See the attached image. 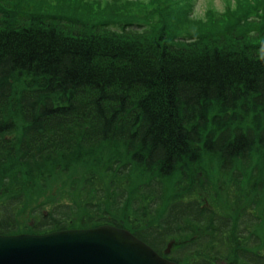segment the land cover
Listing matches in <instances>:
<instances>
[{
  "label": "trees",
  "instance_id": "obj_1",
  "mask_svg": "<svg viewBox=\"0 0 264 264\" xmlns=\"http://www.w3.org/2000/svg\"><path fill=\"white\" fill-rule=\"evenodd\" d=\"M5 1L0 235L112 226L177 264H264V9L192 28L184 0Z\"/></svg>",
  "mask_w": 264,
  "mask_h": 264
},
{
  "label": "water",
  "instance_id": "obj_2",
  "mask_svg": "<svg viewBox=\"0 0 264 264\" xmlns=\"http://www.w3.org/2000/svg\"><path fill=\"white\" fill-rule=\"evenodd\" d=\"M0 264H177L124 228L0 235Z\"/></svg>",
  "mask_w": 264,
  "mask_h": 264
},
{
  "label": "rangeland",
  "instance_id": "obj_3",
  "mask_svg": "<svg viewBox=\"0 0 264 264\" xmlns=\"http://www.w3.org/2000/svg\"><path fill=\"white\" fill-rule=\"evenodd\" d=\"M92 4L90 6L91 13L100 12L102 9H107L108 12L116 19H120L124 16L123 11L129 16H136L137 19L142 18L145 11L151 9V4L159 2L160 4H171L172 0H86V2ZM3 3V0H0ZM82 2L81 0H6L4 3L21 7L19 9L20 14H26L27 10H33L39 8L40 11L47 15L48 8L52 10L60 11L61 7L72 8L74 3ZM96 2V4H93ZM252 4H255L259 9H264V0H184L182 7L186 9L188 7L189 16H191L190 27H196L197 22L202 20H208L211 15H214L222 21L227 20V11L232 9L231 12L235 13V16L240 15L235 10H247ZM186 7V8H185ZM26 16V15H24ZM168 17V14L166 15ZM46 18V17H44ZM170 18V17H168ZM211 19V18H210ZM119 21V20H118ZM171 21H174L171 18ZM63 186L62 183L59 184ZM58 185L54 184L50 186V189L46 193H38L35 196V200L32 201L31 207L37 205L44 200L52 199L57 195ZM218 200L222 201V193H218ZM24 219H29L27 214H24Z\"/></svg>",
  "mask_w": 264,
  "mask_h": 264
}]
</instances>
